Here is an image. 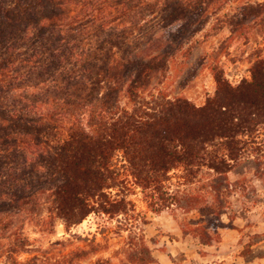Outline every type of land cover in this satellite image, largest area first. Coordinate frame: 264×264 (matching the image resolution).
I'll return each mask as SVG.
<instances>
[{
	"label": "trees",
	"instance_id": "obj_1",
	"mask_svg": "<svg viewBox=\"0 0 264 264\" xmlns=\"http://www.w3.org/2000/svg\"><path fill=\"white\" fill-rule=\"evenodd\" d=\"M237 1L0 0V264L28 251V238L11 229L43 195L47 219L66 231L89 214L115 219L119 264H158L129 181L154 213L193 211L178 226L197 244L235 228L232 196L252 188L247 173L264 172V56L236 83L211 65L214 89L198 105L152 81L211 13ZM234 9L220 16L233 32L259 17L264 0ZM101 239L27 261L75 264L94 254L90 264H115L99 254Z\"/></svg>",
	"mask_w": 264,
	"mask_h": 264
},
{
	"label": "rangeland",
	"instance_id": "obj_2",
	"mask_svg": "<svg viewBox=\"0 0 264 264\" xmlns=\"http://www.w3.org/2000/svg\"><path fill=\"white\" fill-rule=\"evenodd\" d=\"M244 1L263 0H238L228 3L216 14L211 13L204 27L183 45L182 56H177L170 63L166 75L153 79L154 90L161 89L169 96L182 94L198 105L214 89L211 65L221 67L231 83L248 77L251 63L257 57L264 56V9L259 17L251 18L243 28L234 32L220 17L225 11L236 14L233 13L236 3ZM229 176L234 178L233 174ZM247 176L252 188L231 198L235 228L221 230L222 233L233 234V247L229 249L219 248L217 242L200 245L190 236L183 237L178 222L183 217L194 216V212L176 209V218L170 210L154 213L147 209L139 188L129 181L126 192L135 210L147 219L141 227L158 264H173L172 258L176 264H264V257L261 256L264 254V172L260 178L252 176L250 172ZM116 230L115 219L107 220L103 215L89 214L66 231L59 219L53 223L47 219L44 195L33 213H22L15 217L11 229L15 233L21 232L29 242L28 251L19 255L20 263L17 264H29L27 259L34 254L41 258H58L70 248L85 244L87 239L95 238L102 242L101 234L106 235L107 247L99 254L110 256L115 264H119L122 255L116 251L121 246V236ZM95 257L90 254L75 264H90Z\"/></svg>",
	"mask_w": 264,
	"mask_h": 264
},
{
	"label": "crops",
	"instance_id": "obj_3",
	"mask_svg": "<svg viewBox=\"0 0 264 264\" xmlns=\"http://www.w3.org/2000/svg\"><path fill=\"white\" fill-rule=\"evenodd\" d=\"M228 229H234V228H228ZM232 236H233L232 232H225V233L221 232V238L217 242V245L219 246V248L221 249L232 248L233 247Z\"/></svg>",
	"mask_w": 264,
	"mask_h": 264
}]
</instances>
